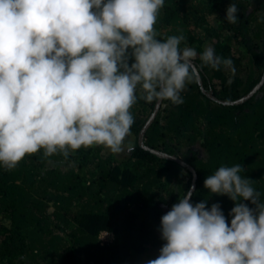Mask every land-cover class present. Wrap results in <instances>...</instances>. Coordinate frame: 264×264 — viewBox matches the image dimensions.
I'll return each mask as SVG.
<instances>
[{
    "label": "clouds",
    "instance_id": "obj_1",
    "mask_svg": "<svg viewBox=\"0 0 264 264\" xmlns=\"http://www.w3.org/2000/svg\"><path fill=\"white\" fill-rule=\"evenodd\" d=\"M165 0H0V168L28 157L67 159L100 147L125 149L138 100L181 105L200 69L232 75L230 58L211 46L199 55L183 34L160 39ZM238 7L226 10L236 24ZM229 80V84H231ZM240 164L204 181L234 202L229 223L219 204H193L192 191L161 217L165 242L147 264H264V202ZM245 201L255 207L250 208Z\"/></svg>",
    "mask_w": 264,
    "mask_h": 264
},
{
    "label": "trees",
    "instance_id": "obj_2",
    "mask_svg": "<svg viewBox=\"0 0 264 264\" xmlns=\"http://www.w3.org/2000/svg\"><path fill=\"white\" fill-rule=\"evenodd\" d=\"M190 1L194 0H165L155 25L158 38L183 34L186 41L181 48L186 44L197 51V66L207 45L216 55L230 58L234 66L239 59L234 45L245 49L249 56L245 82L223 67L220 71L203 67L199 72L203 88L218 100L234 103L245 98L264 75V0L256 4L208 0L205 10ZM234 2L238 21L231 24L226 10ZM221 8L222 15L215 17L221 19L220 26L207 29ZM258 17L261 24L254 32L252 25ZM259 94L241 105H222L203 94L197 78L181 93L183 104L163 101L167 108H161L147 132L145 147L137 144L127 162L104 158L101 148L95 147L67 159L32 155L10 172L0 168V264H123L145 254L148 246L165 243L157 233L165 214L159 208L178 203L179 197L171 195L169 204L159 191L163 176L180 175L179 170L190 177L186 192L192 190L196 177L191 202L207 200L209 210L219 204L230 226L234 202L212 195L204 181L222 165L240 164L241 175L254 181L264 202V95ZM156 104L138 100L131 110L134 118L137 112L149 118ZM163 121L166 138L182 139L191 147L199 142L205 155L190 149L183 157L189 168H184L155 154L164 136ZM144 125L135 118L131 134L140 135ZM163 153L179 155L174 149ZM105 234L114 235L115 240L102 242L100 236L103 239Z\"/></svg>",
    "mask_w": 264,
    "mask_h": 264
},
{
    "label": "rangeland",
    "instance_id": "obj_3",
    "mask_svg": "<svg viewBox=\"0 0 264 264\" xmlns=\"http://www.w3.org/2000/svg\"><path fill=\"white\" fill-rule=\"evenodd\" d=\"M250 1L254 4H256V3L261 2L263 0H250ZM190 2L191 3L193 2V5L200 7L199 9H202V10H205L206 7H208V0H194V1H190ZM214 6L215 5H212V10L214 9ZM222 11H223V9L221 8V10H219L218 14H215L214 16H212L213 18L210 19L211 23H209L207 29H215L217 26H220L221 19H219L220 21L219 20L216 21L215 17H220L223 13ZM216 15H218V16H216ZM259 24H261V18L258 17L256 22L252 25L254 32L257 31ZM263 30H264V28H263ZM199 31H201L202 33H206V29L205 30L200 29ZM263 38L264 37H262V39ZM261 42H262V40H261ZM207 46H205V47H207ZM234 49L238 53L239 59H238L237 64L235 65V69H236L235 75H232V76L241 78L245 82V80L248 77V73H249V69H248L249 68V56H248L245 49H243L242 47H240L236 44L234 45ZM197 57H198V55H197ZM263 88L261 89L262 92L260 94L258 93L259 94L258 97H261L264 95V89ZM162 105H161V108H164V109L167 108V104H165L163 106ZM161 108H160V110H161ZM160 110H159V112H160ZM159 112H158V114H159ZM153 113H152V115H153ZM158 114H157V116H158ZM152 115L148 118V115L141 114V113L137 112L135 118L138 121H143V123L145 122V125H146L147 122L152 117ZM157 116H156V118H157ZM154 122H155V120L153 121V123ZM153 123H152V125H153ZM144 126H143V128H144ZM151 126L146 131L145 136H146L147 132L149 131V129L151 128ZM165 128H166L165 122L163 121V123L161 125V132L164 136H160L158 147H157L158 148L157 153L164 156L166 154L163 153V151H170L171 149H174L179 154L178 158L181 161H184L183 157L188 153V151L190 149L198 151L200 156L205 155L201 151V148L199 146V142L197 144H195L193 147H191L189 145L187 146L182 139L180 140V139H175V138H166L167 133H166ZM139 136L140 135L137 136V135L131 134L127 138L126 143L131 144L132 150L137 146V144H139ZM145 136H144V142H145ZM132 150L129 151V150L125 149V151L122 152L121 154L113 155L110 152H108L107 150H104L101 148V156H103L104 158H109L113 161L115 160L117 162L123 163V162H127V160L130 158ZM179 174L180 175H174L172 173V174H168L166 176H163L164 178L162 179V182H163L164 186H163V190H160L159 192L162 193L166 199H168L169 204L171 201V198H170L171 195H175V196L178 195L179 198H181L185 195V192H186L185 187L188 185V181H189L190 177L188 175V172H186L184 170H179ZM192 186H193V184H192ZM172 206L173 205H171V206L170 205H162L159 209L163 213L166 214L168 211L171 210ZM157 233L160 234L159 229H157ZM100 240L102 242L110 241L109 243H111L112 241L115 240V237H114V235H112V236L110 235L108 237L103 236V239H102V237L100 236ZM162 245H163V243L161 242V243H156L155 245H152V246H148L145 254L134 255L129 260L124 262L123 264H147V261H149L151 259H155L158 257Z\"/></svg>",
    "mask_w": 264,
    "mask_h": 264
},
{
    "label": "water",
    "instance_id": "obj_4",
    "mask_svg": "<svg viewBox=\"0 0 264 264\" xmlns=\"http://www.w3.org/2000/svg\"><path fill=\"white\" fill-rule=\"evenodd\" d=\"M198 83H199V85H200V87H201V90H202L203 94L206 95L209 99L213 100L214 102L220 103V104H222V105H228V106H233V105H235V106H236V105L244 104L245 102H247V101H249L250 99H252L255 95H257V94L261 91V89L264 87V75H263V77H262V79H261V82L257 85V87H256L253 91H251V92H250L245 98H243V99H241V100H239V101H237V102H234V103H227V102L220 101V100H218L216 97H214V95H213L212 92H207V91L203 88V83H202V81H201V79H200L199 76H198ZM162 102H163V101H161V102H157L152 117H151L150 120L147 122V124L144 126V128H143V130H142V132H141V134H140V136H139V145H140L141 147H145V146H144V136H145V133H146V131L148 130V128L152 125L153 121L155 120V118H156V116H157V114H158V112H159V110H160V108H161ZM155 154H157V155L160 156V157L168 158V159H170V160H173V161H175L176 163H178L179 165H181V166L184 167V168H189V166H188L186 163H184L183 161H181V160L178 159V158H175V157H169V156H166V155L163 156V155H161V154H159V153H157V152H155ZM195 183H196V177H194V180H193V186H192V190H191L192 193H193L194 190H195Z\"/></svg>",
    "mask_w": 264,
    "mask_h": 264
},
{
    "label": "built area",
    "instance_id": "obj_5",
    "mask_svg": "<svg viewBox=\"0 0 264 264\" xmlns=\"http://www.w3.org/2000/svg\"><path fill=\"white\" fill-rule=\"evenodd\" d=\"M104 236H105V237H108L109 235H108V234H105ZM104 240H105V239H104Z\"/></svg>",
    "mask_w": 264,
    "mask_h": 264
},
{
    "label": "flooded vegetation",
    "instance_id": "obj_6",
    "mask_svg": "<svg viewBox=\"0 0 264 264\" xmlns=\"http://www.w3.org/2000/svg\"><path fill=\"white\" fill-rule=\"evenodd\" d=\"M256 87H257V86H256ZM256 87H255V88H256ZM255 88H254V89H255ZM254 89H253V90H254ZM253 90H252V91H253Z\"/></svg>",
    "mask_w": 264,
    "mask_h": 264
}]
</instances>
